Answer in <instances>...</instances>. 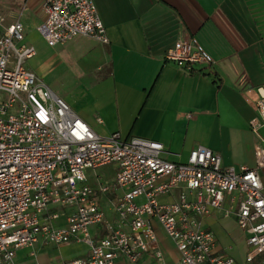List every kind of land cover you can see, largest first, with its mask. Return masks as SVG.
Returning a JSON list of instances; mask_svg holds the SVG:
<instances>
[{
    "label": "built area",
    "instance_id": "obj_1",
    "mask_svg": "<svg viewBox=\"0 0 264 264\" xmlns=\"http://www.w3.org/2000/svg\"><path fill=\"white\" fill-rule=\"evenodd\" d=\"M41 12L36 31L49 47L78 37L109 43L93 0H41ZM22 41V24L4 25L0 15V264H17L16 252L39 241L87 247L85 257L64 264H136L152 251L160 260L153 223L178 252L173 264H235L217 252L213 233L202 227L219 210L243 232V264L262 262V149L256 151L254 168L236 169L223 166L221 157L204 147L176 164L161 158L158 142L100 137L25 68L35 50ZM163 59L188 75L196 66L213 65L185 34L177 36ZM253 107L250 129L256 132L264 125V95ZM108 166L114 168L112 183L90 186L86 171ZM175 191V202L162 201ZM110 192L117 194L114 223L105 220L99 204V197ZM60 218L64 223L56 225ZM91 228L99 229L96 235H90Z\"/></svg>",
    "mask_w": 264,
    "mask_h": 264
},
{
    "label": "crops",
    "instance_id": "obj_2",
    "mask_svg": "<svg viewBox=\"0 0 264 264\" xmlns=\"http://www.w3.org/2000/svg\"><path fill=\"white\" fill-rule=\"evenodd\" d=\"M93 1L109 43L78 37L62 46H48L49 57L31 72L42 81L56 71V79L73 86L70 97L57 95L46 85L100 137L119 134L158 142L163 146L161 158L171 163H184L192 150L204 147L218 154L223 166L254 168L257 149L264 151V125L256 132L250 129L254 101L264 95V0ZM1 16L4 25L19 21L26 42L35 49L36 27L43 20L41 0H11ZM180 34L193 37L213 65L196 66L188 75L166 62L163 55ZM259 175L264 184V168ZM107 195L99 197V204L103 199L110 205L111 219L103 211L104 218L114 223L117 194ZM177 196L175 191L162 201L172 203ZM63 223L60 218L56 225ZM152 225L154 250L161 258L157 260L152 251L136 264L175 263L176 248L169 241L170 247L165 244L160 227ZM202 227L213 233L219 254L243 264L247 247L236 240L243 232L232 217L225 218L219 210ZM93 229L96 235L99 229ZM73 245L81 244L39 241L19 250L24 255L17 251L16 263L41 264L48 248L70 250ZM28 255L31 260L24 263Z\"/></svg>",
    "mask_w": 264,
    "mask_h": 264
},
{
    "label": "rangeland",
    "instance_id": "obj_3",
    "mask_svg": "<svg viewBox=\"0 0 264 264\" xmlns=\"http://www.w3.org/2000/svg\"><path fill=\"white\" fill-rule=\"evenodd\" d=\"M11 2V0H0V15H4L6 13L7 5ZM37 33V32H36ZM32 41V39H31ZM22 44H25L27 46L30 45V43L26 42L25 40V31H23V41ZM36 50V54L31 59L27 60L25 62V68L30 69V71L33 72V69L36 67L39 68L42 61L46 60L50 55V48L46 45V43L43 41L42 37L40 35H35L34 37V43H33ZM56 77V71H53L52 73L48 74L44 78H42V83L47 85L55 94L57 95H64L68 94L70 97H72V93L74 92L73 86L65 85L63 84V80ZM86 176L88 178V184L92 186L93 188L98 187V184H102L104 186L110 185L114 179V168L112 166L104 167L97 169L94 172H91L90 170L86 171ZM97 177V178H96ZM105 197L108 196L107 194L104 195ZM103 198V197H102ZM101 207L103 211L106 213L107 220L111 219V212L108 211V208L110 205L105 202V200H101ZM93 228L90 229V235H93ZM236 240L239 241L240 245L242 246L243 243V235L239 232L235 236ZM235 240V241H236ZM165 240V244H167L169 247L170 241ZM241 241V242H240ZM165 244H162L165 245ZM21 253V251H19ZM18 252V253H19ZM47 254L45 257H40L41 264H62L64 260H71L74 258H83L86 256V246L84 244L72 246L70 250H59L57 248H48ZM162 254V253H161ZM21 255H24V253H21ZM20 255V256H21ZM19 258V257H18ZM31 260V257L28 255L24 259V263H28ZM262 264H264V256L260 259ZM257 262H260L259 260ZM260 263V264H261Z\"/></svg>",
    "mask_w": 264,
    "mask_h": 264
}]
</instances>
